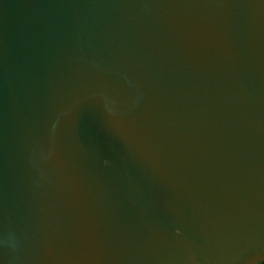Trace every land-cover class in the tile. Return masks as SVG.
Here are the masks:
<instances>
[{"label":"water","instance_id":"obj_1","mask_svg":"<svg viewBox=\"0 0 264 264\" xmlns=\"http://www.w3.org/2000/svg\"><path fill=\"white\" fill-rule=\"evenodd\" d=\"M264 257V0H0V264Z\"/></svg>","mask_w":264,"mask_h":264},{"label":"trees","instance_id":"obj_2","mask_svg":"<svg viewBox=\"0 0 264 264\" xmlns=\"http://www.w3.org/2000/svg\"><path fill=\"white\" fill-rule=\"evenodd\" d=\"M252 264H264V257L258 259L256 262H254Z\"/></svg>","mask_w":264,"mask_h":264},{"label":"rangeland","instance_id":"obj_3","mask_svg":"<svg viewBox=\"0 0 264 264\" xmlns=\"http://www.w3.org/2000/svg\"><path fill=\"white\" fill-rule=\"evenodd\" d=\"M260 259V258H259ZM258 259H257V257L255 258V259H253L250 263H248V264H252V263H254V262H256Z\"/></svg>","mask_w":264,"mask_h":264}]
</instances>
